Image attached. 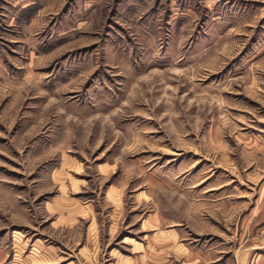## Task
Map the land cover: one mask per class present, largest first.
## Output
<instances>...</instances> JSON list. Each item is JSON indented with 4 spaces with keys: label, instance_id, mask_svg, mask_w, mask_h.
I'll use <instances>...</instances> for the list:
<instances>
[{
    "label": "rangeland",
    "instance_id": "374dc122",
    "mask_svg": "<svg viewBox=\"0 0 264 264\" xmlns=\"http://www.w3.org/2000/svg\"><path fill=\"white\" fill-rule=\"evenodd\" d=\"M263 120L264 0H0V264H237Z\"/></svg>",
    "mask_w": 264,
    "mask_h": 264
},
{
    "label": "crops",
    "instance_id": "0c3cea01",
    "mask_svg": "<svg viewBox=\"0 0 264 264\" xmlns=\"http://www.w3.org/2000/svg\"><path fill=\"white\" fill-rule=\"evenodd\" d=\"M258 123H260L258 126L261 127L253 128L255 131L250 132V135L245 134V132L240 133L237 141L241 153L250 157L249 170L246 173L244 171L238 172L236 176H233L232 181L236 182L239 187H241L240 183L243 180L247 181L249 185L247 191H245V194H239L237 190L235 192L233 187L236 184L231 187L233 193L236 194L235 197L230 191H224L225 194L223 195L217 190L219 194H217L215 205L223 207L224 210L229 208L231 212L237 215V220L239 213L245 212L244 227L252 232L247 243L253 245L252 248L250 247L253 251L248 252L246 256L234 254L232 260L237 264H264V165L260 164V167H257L261 153L264 150V128L262 127L264 126V120Z\"/></svg>",
    "mask_w": 264,
    "mask_h": 264
}]
</instances>
